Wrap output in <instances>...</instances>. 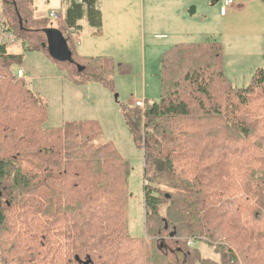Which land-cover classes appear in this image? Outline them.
I'll return each instance as SVG.
<instances>
[{
    "label": "trees",
    "instance_id": "1",
    "mask_svg": "<svg viewBox=\"0 0 264 264\" xmlns=\"http://www.w3.org/2000/svg\"><path fill=\"white\" fill-rule=\"evenodd\" d=\"M98 1L69 0L54 23L34 17L33 1L6 0L4 11L26 50L50 57L46 30L56 28L76 83L111 87L122 65L77 52L81 21L103 31ZM21 58L0 60V264H264V63L237 88L220 41L180 43L164 54L159 102L122 106L144 151L139 238L129 232V162L99 143L97 120L48 127L46 102L13 78Z\"/></svg>",
    "mask_w": 264,
    "mask_h": 264
},
{
    "label": "rangeland",
    "instance_id": "2",
    "mask_svg": "<svg viewBox=\"0 0 264 264\" xmlns=\"http://www.w3.org/2000/svg\"><path fill=\"white\" fill-rule=\"evenodd\" d=\"M233 2L222 16L223 0H99L104 39L95 37V28L83 20L77 52L89 57L115 54L117 66L122 65L125 72L115 70L111 87L98 82L77 84L81 75L65 62H56L40 50L20 52L19 46L12 48L22 55L16 68L25 72L30 90L48 105V127L97 120L103 131L99 143L112 142L129 162L128 218L133 237L144 238L146 234L144 187L147 182L144 151L133 139L122 106L134 107L138 101L159 102L164 54L180 43L220 41L226 75L235 87L247 86L264 63V0ZM62 3V0H34V17L47 16L51 10L63 12ZM114 13L116 18L121 15V26L118 20L114 24ZM112 40L125 41L126 47L123 51L108 49ZM97 42H103L108 52H95L93 48L99 47ZM162 190L168 191L164 186ZM196 246L204 256L217 259L209 246L192 245Z\"/></svg>",
    "mask_w": 264,
    "mask_h": 264
},
{
    "label": "built area",
    "instance_id": "3",
    "mask_svg": "<svg viewBox=\"0 0 264 264\" xmlns=\"http://www.w3.org/2000/svg\"><path fill=\"white\" fill-rule=\"evenodd\" d=\"M6 0H0V60L9 57L12 55H21V51H24L25 46L23 45L22 41L18 38L17 34L15 33L14 29L10 25L8 18L4 11V2ZM26 1V0H25ZM27 1H33L34 0H27ZM69 0H62V4H64L63 12H57L56 10L49 11L48 15L46 17H49L51 20L59 18L61 15L64 14L65 8L68 4ZM79 3H82L83 0H76ZM234 4L233 0H223V4L221 7V15L224 16L227 14L228 8L231 7ZM44 17V16H42ZM71 33H74V28L70 29ZM20 52H14L12 50L13 47H18ZM13 78L16 80H22L25 79V72L22 69L15 68V70L12 73ZM135 106H138L140 108L145 107V102L138 101L135 103ZM189 246L193 245V242L190 241L188 243Z\"/></svg>",
    "mask_w": 264,
    "mask_h": 264
},
{
    "label": "water",
    "instance_id": "4",
    "mask_svg": "<svg viewBox=\"0 0 264 264\" xmlns=\"http://www.w3.org/2000/svg\"><path fill=\"white\" fill-rule=\"evenodd\" d=\"M47 44L44 47L47 48L51 58L55 61L64 63L72 62V52L69 49L67 41L61 31L56 28H49L46 30ZM79 71L83 70L82 67H78ZM167 229V225L165 227ZM175 233L171 234L174 237ZM88 264V263H85Z\"/></svg>",
    "mask_w": 264,
    "mask_h": 264
},
{
    "label": "crops",
    "instance_id": "5",
    "mask_svg": "<svg viewBox=\"0 0 264 264\" xmlns=\"http://www.w3.org/2000/svg\"><path fill=\"white\" fill-rule=\"evenodd\" d=\"M139 1H143L144 2V0H139ZM216 2L218 1V0H215ZM100 6V5H99ZM103 14V13H102ZM128 14V13H127ZM117 15V14H116ZM125 15V17L127 18V15L126 14H124ZM118 16L119 17H115V13H114V15H113V18H114V24L116 23V20H118V25L119 26H121V24H122V18H121V15H119L118 14ZM122 19V20H121ZM82 22L83 21H81V25H82ZM95 30V29H94ZM96 30L93 32V35L95 36V37H100V38H102L103 37V39H104V29H103V31H102V33L100 34V35H97L96 33ZM103 41H105V40H103ZM96 45H98L99 47H97V48H93V50H95V52L96 51H98V52H103V50H105L104 52H108V51H106V49H104V44H103V42H101V44L100 43H98L97 42V44ZM126 47V42L125 41H115V40H112V43H110V45H108V49H118L119 51L121 50V51H123L124 50V48ZM93 54H94V52H93ZM95 54H105V53H95ZM94 57V56H93ZM109 57H113L114 59L116 58L115 57V54H113V53H110V55H109ZM115 61H116V59H115ZM102 141V140H101Z\"/></svg>",
    "mask_w": 264,
    "mask_h": 264
},
{
    "label": "bare ground",
    "instance_id": "6",
    "mask_svg": "<svg viewBox=\"0 0 264 264\" xmlns=\"http://www.w3.org/2000/svg\"><path fill=\"white\" fill-rule=\"evenodd\" d=\"M58 19V18H57ZM54 20H56V19H54Z\"/></svg>",
    "mask_w": 264,
    "mask_h": 264
}]
</instances>
